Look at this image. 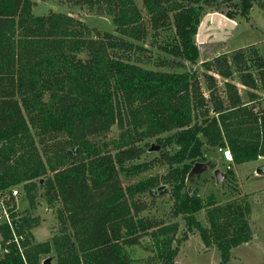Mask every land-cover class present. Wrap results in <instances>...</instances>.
Listing matches in <instances>:
<instances>
[{
    "label": "trees",
    "instance_id": "obj_1",
    "mask_svg": "<svg viewBox=\"0 0 264 264\" xmlns=\"http://www.w3.org/2000/svg\"><path fill=\"white\" fill-rule=\"evenodd\" d=\"M56 1L112 16L115 33L70 14L35 15L32 0H0V191L18 187L28 199L30 207L16 213L27 263L41 264L54 252L58 264H176L181 244L197 232L228 264L233 248L253 239L249 199L203 200L185 191V182L206 160L207 145L229 148V180L236 166L264 157V98L243 100L229 80L238 73L244 85L264 89V58L250 47L204 60L205 71L227 80L218 89L205 73L212 81L205 98L197 70L145 68L127 53L149 31L172 30L164 48L197 65L205 7L219 0H142L147 22L135 0ZM258 2L225 0L221 13L248 19ZM114 125L120 134L108 139ZM150 138L159 156L141 161ZM156 164L166 166L161 176L123 185L122 175L130 181ZM166 191L171 216L186 225L179 237L177 222L141 215L149 209L142 196ZM40 201L55 207L59 229L50 241L36 242L32 233ZM0 234L9 237L6 228ZM133 248L154 255L135 258ZM0 264L24 262L13 250Z\"/></svg>",
    "mask_w": 264,
    "mask_h": 264
},
{
    "label": "rangeland",
    "instance_id": "obj_2",
    "mask_svg": "<svg viewBox=\"0 0 264 264\" xmlns=\"http://www.w3.org/2000/svg\"><path fill=\"white\" fill-rule=\"evenodd\" d=\"M32 1L36 2L33 7V13L35 15H44L51 10L70 14L83 20L90 26L115 33L113 18L106 13H98L85 6H71L66 3H59L56 0ZM135 1L144 15V20L147 22L148 16L142 0ZM237 1L238 0H234V2ZM262 2L263 5H261V2L253 5L248 19L241 17L230 19L235 20L237 23L236 27L231 31L226 47H224L225 41L220 40L223 37L214 36V31L207 30L203 32V34H199L198 32L196 36L197 45H199L198 38L205 34L208 35V41H223L224 45L222 50L215 51L213 57L210 56L211 54L206 53L204 58H201L197 65L193 66L188 60L181 56L174 55L169 52L168 49L164 48L165 45L173 41L174 33L172 30L156 33L149 31L145 41L140 43L141 47L132 49L127 53V56L131 61L136 62L145 68L168 72L197 70L202 92L205 98H208L210 93L209 87L212 85V81L205 76V73L214 76V85H216L215 87L218 89H222L227 80L214 71H205V68L202 66L204 60H212L220 55L232 53L237 49L249 50L250 47H255V49L259 51V54L264 58V0H262ZM205 10L207 15L214 11V8L213 6H206ZM207 26H210L209 23ZM229 80L234 82L243 100L247 101L248 99L255 97L264 98V89L261 87L260 83L257 89H252L239 81L238 73ZM120 131L121 129L119 126L114 125L108 139L117 138ZM142 145L146 152L142 156L141 161H150L154 157L159 156L160 147L155 138L147 139ZM152 147L156 148V150H151ZM204 155L206 160L203 159L202 162H199L203 163V165L200 166V168H196V171L194 173L192 172L187 178L184 190H195L197 195L203 200H207L209 196L214 195L219 203H225L237 197L247 196L251 203L250 221L254 232L253 239L249 243L233 248L232 257L228 264H264V174L257 173L259 169L264 168V157H261L256 161L236 166L234 168V180L225 179L222 182L217 183L214 175L215 171L219 170L226 174L229 162L224 159L222 152L218 148L209 147L208 145L204 147ZM165 172L166 166L156 164L151 169L142 172L140 176L130 181L125 179L124 175H122L123 185H129L130 183L137 182L145 177L161 176ZM158 185L163 186L164 183L159 182ZM142 197L149 205V209L144 211L141 215L158 218L166 223L177 222L179 224L177 236H181L186 225L180 217L173 218L171 216L170 210L173 200L170 198L168 191L163 192L158 196L152 197L150 195H144ZM18 204L21 209L30 207L28 199L23 191H21ZM204 214V211H200L196 216L202 222H206ZM34 215L41 218L40 224L32 230L35 241H50L52 233H54L56 229H59L55 207L49 208L44 202L40 201L34 210ZM143 242L145 244H151L152 239L151 237H146ZM132 254L135 258H146L147 256L154 255V252L150 250L146 251L143 248H133ZM41 264H58L55 253L51 252L48 256H43ZM140 264L147 263L141 262ZM176 264H220V256L216 247L207 248L199 234L195 232L191 233L188 239L181 244L180 251L176 257Z\"/></svg>",
    "mask_w": 264,
    "mask_h": 264
},
{
    "label": "built area",
    "instance_id": "obj_3",
    "mask_svg": "<svg viewBox=\"0 0 264 264\" xmlns=\"http://www.w3.org/2000/svg\"><path fill=\"white\" fill-rule=\"evenodd\" d=\"M223 157L229 162L227 169H230L233 163V157L228 147L219 148ZM21 196V190L18 187H11L6 190L0 191V230L6 228L9 231V237L0 239V257L16 250L21 256L24 264L27 263L26 259V237L23 233L17 231L16 220L18 216L17 211L21 208L18 204V199Z\"/></svg>",
    "mask_w": 264,
    "mask_h": 264
},
{
    "label": "water",
    "instance_id": "obj_4",
    "mask_svg": "<svg viewBox=\"0 0 264 264\" xmlns=\"http://www.w3.org/2000/svg\"><path fill=\"white\" fill-rule=\"evenodd\" d=\"M222 2V0H219ZM209 23L210 26H207V24ZM236 24L235 22H233L232 20H230L229 18L223 16L221 14V8L220 6L215 7V12L212 14H207L203 21L202 24L200 25V28L198 30L199 34H203V32L206 30H212L214 31L213 34L214 36H219V37H223L224 41L228 40L231 34V30H233L235 28ZM216 31V32H215ZM208 35L205 34L202 37L198 38V48L200 50V55L201 58H204L205 54L207 53L206 49L208 47H212L211 51H213L211 53V57H213L215 55V48L219 45V41L218 40H213V41H208L207 40ZM223 47H220L217 50H222ZM151 150H156V148H151ZM203 163H196L195 166L193 167L191 173L196 171V168H200V166H202ZM258 174H264V169H259L257 171ZM215 179L217 183L222 182L223 180L226 179V175L225 173L216 170L215 171ZM161 189V187L159 188Z\"/></svg>",
    "mask_w": 264,
    "mask_h": 264
},
{
    "label": "flooded vegetation",
    "instance_id": "obj_5",
    "mask_svg": "<svg viewBox=\"0 0 264 264\" xmlns=\"http://www.w3.org/2000/svg\"><path fill=\"white\" fill-rule=\"evenodd\" d=\"M223 1H225V0H222V2ZM222 2L221 1H219V2H217V5L215 4L214 6H213V8L215 9V7H217V6H220V8H221V6L223 5L222 4ZM224 45V42L223 41H219V45L215 48V50L214 51H217V49H219L220 47H222ZM211 49H212V47H208L206 50V52H207V54H211L213 51H211Z\"/></svg>",
    "mask_w": 264,
    "mask_h": 264
},
{
    "label": "crops",
    "instance_id": "obj_6",
    "mask_svg": "<svg viewBox=\"0 0 264 264\" xmlns=\"http://www.w3.org/2000/svg\"><path fill=\"white\" fill-rule=\"evenodd\" d=\"M214 12H215V9H214V11L210 12V14H212V13H214ZM221 14H222L223 16H225L223 13H221ZM225 17H226V16H225ZM232 21H234L235 24L237 23L235 20H232ZM235 27H236V26H235ZM205 31H206V30H205ZM205 31H204V32H205ZM211 31H212V30H211ZM231 31H232V30H231ZM212 32H213V31H212ZM215 32H216V31H215ZM220 40H224V39L222 38V39H220ZM227 41H228V40L225 41V45H224V47H226ZM222 47H223V46H222ZM263 169H264V168H263ZM0 237H1V234H0ZM51 237H52V236H51Z\"/></svg>",
    "mask_w": 264,
    "mask_h": 264
}]
</instances>
